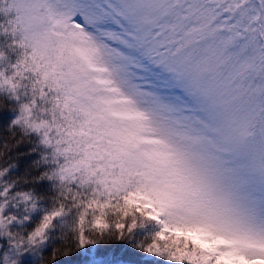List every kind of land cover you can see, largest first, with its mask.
<instances>
[{"label": "snow or ice", "instance_id": "obj_1", "mask_svg": "<svg viewBox=\"0 0 264 264\" xmlns=\"http://www.w3.org/2000/svg\"><path fill=\"white\" fill-rule=\"evenodd\" d=\"M112 243L264 264V0H0V264Z\"/></svg>", "mask_w": 264, "mask_h": 264}, {"label": "trees", "instance_id": "obj_2", "mask_svg": "<svg viewBox=\"0 0 264 264\" xmlns=\"http://www.w3.org/2000/svg\"><path fill=\"white\" fill-rule=\"evenodd\" d=\"M129 260L134 264H153L149 257L123 243L100 244L86 252L73 249L68 256L61 258L60 264H91L92 261L99 264H121Z\"/></svg>", "mask_w": 264, "mask_h": 264}]
</instances>
